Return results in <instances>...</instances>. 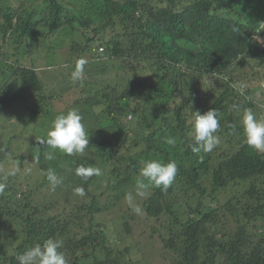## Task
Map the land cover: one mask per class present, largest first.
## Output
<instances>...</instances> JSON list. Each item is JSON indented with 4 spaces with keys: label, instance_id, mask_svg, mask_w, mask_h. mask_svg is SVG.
<instances>
[{
    "label": "trees",
    "instance_id": "16d2710c",
    "mask_svg": "<svg viewBox=\"0 0 264 264\" xmlns=\"http://www.w3.org/2000/svg\"><path fill=\"white\" fill-rule=\"evenodd\" d=\"M79 58L81 80L68 72L65 93L50 90L45 69L73 70ZM247 70L264 89V0H0V112L24 109L21 134L34 137L25 156L11 146L17 134L3 143L0 131V264L48 238L63 240L69 264H159L151 250L162 264H264V153L239 127L244 109L264 116V100L244 85ZM77 107L88 148L46 160L52 150L37 140ZM209 109L220 143L194 154L191 119ZM152 159L175 161V181L139 196ZM80 166L102 175L84 181ZM50 168L63 179L54 191ZM132 235L140 256L124 243Z\"/></svg>",
    "mask_w": 264,
    "mask_h": 264
},
{
    "label": "clouds",
    "instance_id": "9594fccd",
    "mask_svg": "<svg viewBox=\"0 0 264 264\" xmlns=\"http://www.w3.org/2000/svg\"><path fill=\"white\" fill-rule=\"evenodd\" d=\"M88 60L79 58L71 71V81L77 83L85 73ZM244 94V88L240 89ZM83 117L78 109L71 108L66 112L58 114L51 123L46 132L45 138L38 139L40 145L50 148L52 151L46 152V160H54L55 152L67 156L83 155L89 146V130H86L82 123ZM233 131L236 126L233 125ZM239 127L243 135L244 143L257 153H264V116H257L251 109H244L239 120ZM220 129L218 112L215 109H209L201 114L194 112L191 119V136L189 147L194 154L210 153L220 143V137L217 135ZM166 143L174 145L175 139L168 138ZM38 162V161H37ZM178 168L175 161L163 163L159 160H145L139 169V174L135 180V191L139 196H144L149 188H159L166 192L174 183ZM16 169L9 170L8 175H15ZM75 175L87 181L93 176L102 175L98 167H83L75 169ZM7 177L0 179V194H3L7 188ZM46 179L54 191L57 186L63 183L62 177L58 176L54 169H48ZM77 193L83 196L82 187L76 189ZM131 193L127 200L131 205ZM140 212L139 207L135 208ZM63 248V240L48 238L43 244H36L17 256L18 264H69V260Z\"/></svg>",
    "mask_w": 264,
    "mask_h": 264
},
{
    "label": "rangeland",
    "instance_id": "374dc122",
    "mask_svg": "<svg viewBox=\"0 0 264 264\" xmlns=\"http://www.w3.org/2000/svg\"><path fill=\"white\" fill-rule=\"evenodd\" d=\"M62 54H64V51H62ZM66 68H67V65L57 66L55 68L45 69L46 72L42 73L43 80L48 84V88L54 91L55 93L63 94L66 91V89L65 90L61 89L62 87L59 84V81L66 78L67 73L72 71ZM260 75L261 73L254 75L250 70H247L246 75L243 79L244 85L245 86H256L261 81ZM76 88L79 90L78 87ZM256 88H255L256 90L254 92V95L261 102L264 100V89L262 88L260 89V86ZM77 109H79V107H77ZM1 113L2 112H0V124H1L0 131L5 132L4 137H3L4 139L3 143H5L8 139H10V137H12L14 134H17V137L15 138V140L14 139L12 140L13 144L11 146L15 148L17 152L19 151V148H20L19 152H22L26 156L27 154L25 151V147L27 146L28 143H30V140H32L34 137L31 132V129H28L23 134H21L22 129H23L22 121L24 120L23 117L29 118L30 115H28V113L24 109L19 108L17 105H15L13 109L12 108L4 109L3 113L2 114ZM4 116H6V118H4ZM3 119H4V122H2ZM35 122L36 121H34L33 124ZM27 161H30L29 158H27ZM7 167L8 166L5 164L1 166L0 169L1 171L2 170L4 171L6 170ZM124 208H126V205H124ZM137 239L138 237L136 235H132L131 237H128L124 243L127 245H131L132 250L136 253V255L140 256L143 253L140 250V245H138L139 241L137 242L136 249H133L134 247L133 245L136 243ZM155 253H156V250L148 251L147 258H152L155 263H159V264H162L163 262H166L168 260L165 258L163 259L159 254H155Z\"/></svg>",
    "mask_w": 264,
    "mask_h": 264
}]
</instances>
